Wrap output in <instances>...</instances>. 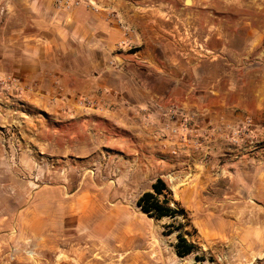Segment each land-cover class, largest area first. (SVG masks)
Segmentation results:
<instances>
[{
    "label": "rangeland",
    "instance_id": "obj_1",
    "mask_svg": "<svg viewBox=\"0 0 264 264\" xmlns=\"http://www.w3.org/2000/svg\"><path fill=\"white\" fill-rule=\"evenodd\" d=\"M131 2L158 10L168 25L164 43L179 58L187 48L193 69L198 66L180 84L162 59L163 73L152 78L162 95L143 117L158 125L150 137L159 139V156L151 162L150 146L133 144L135 156L142 154L134 161L103 138L90 153L80 151L86 134L105 136V128L92 113L55 110L71 98L39 96L43 107L19 95L0 99V264H264V0ZM55 3L63 11L99 10L92 0ZM108 17L123 31L121 47L138 57L130 45L137 28L120 12ZM173 88L174 101L166 94ZM84 99H76L77 108ZM165 106L182 120L160 109ZM68 137L75 139L70 148ZM132 162L139 167L134 176ZM157 179L189 222L156 220L137 207ZM52 186L65 199L77 194L79 210L72 218L61 211L44 244L26 243L25 209L36 192ZM179 234L195 246L187 258L175 252Z\"/></svg>",
    "mask_w": 264,
    "mask_h": 264
},
{
    "label": "crops",
    "instance_id": "obj_2",
    "mask_svg": "<svg viewBox=\"0 0 264 264\" xmlns=\"http://www.w3.org/2000/svg\"><path fill=\"white\" fill-rule=\"evenodd\" d=\"M92 2L99 10L86 5L63 11L57 8L55 0H0V99L19 95L42 106L36 99L39 96L71 98L57 104L55 110L76 115L92 113L90 118L102 117L105 128V136L86 134L85 148L80 151L90 153L103 138L115 152L125 150L131 160L140 161L142 154L135 156V152L138 145L146 143L153 162V156H159L155 149L160 143L150 135L158 130V125L145 121L143 112L145 107L152 112L162 94L152 78L163 73L159 70L162 59L169 62L180 84L188 83L198 66L193 69L187 48L186 56L179 58L178 49L164 43L168 25L159 20L158 10L138 9L131 0ZM110 11L120 12L137 28L139 37L130 45L137 49L138 57L128 54L130 48L121 47L123 31L115 20L109 19ZM166 94L172 101L178 95L175 88ZM79 97L94 100L98 110L77 108L75 102ZM160 109L169 112L166 106ZM74 140L68 137L65 145L70 148ZM133 144L137 145L135 149ZM89 145L93 148L88 149ZM133 162L127 166L133 168L132 176L139 171ZM78 210L77 194L65 199L64 191L56 186L36 192L24 213L29 232L25 242L36 240L44 244L45 232L53 219L61 211L72 218Z\"/></svg>",
    "mask_w": 264,
    "mask_h": 264
},
{
    "label": "trees",
    "instance_id": "obj_3",
    "mask_svg": "<svg viewBox=\"0 0 264 264\" xmlns=\"http://www.w3.org/2000/svg\"><path fill=\"white\" fill-rule=\"evenodd\" d=\"M137 207L150 218L162 220L164 218L176 219L182 217L189 222L188 213L174 200L173 193L162 179H157L151 191L144 193L137 201ZM174 226H167L172 229ZM183 227L182 224L179 228ZM174 232L168 231L165 235L171 236ZM195 251V246L189 243L182 235H178L175 252L180 258H187Z\"/></svg>",
    "mask_w": 264,
    "mask_h": 264
},
{
    "label": "bare ground",
    "instance_id": "obj_4",
    "mask_svg": "<svg viewBox=\"0 0 264 264\" xmlns=\"http://www.w3.org/2000/svg\"><path fill=\"white\" fill-rule=\"evenodd\" d=\"M189 2H190V0L187 2V4H189ZM79 106L80 107H82L83 109H90V108H94V106H95V102L94 101H92V100H90V99H84V100H81L80 102H79ZM168 115L170 116V117H172V118H178V120L177 121H181L182 120V116L180 115V114H175V112L172 110H169V112H168ZM171 118V119H172ZM169 120H170V118H169ZM177 134V133H176ZM173 136V135H172ZM178 136V135H177ZM176 136V137H177ZM175 137V136H174ZM38 181V180H37ZM95 195V194H94ZM86 198V197H85ZM83 202H84V200H83ZM84 203H86V205L88 204L87 202H84ZM85 206V205H84ZM87 207V206H86ZM86 209V208H85ZM86 211V210H85Z\"/></svg>",
    "mask_w": 264,
    "mask_h": 264
},
{
    "label": "water",
    "instance_id": "obj_5",
    "mask_svg": "<svg viewBox=\"0 0 264 264\" xmlns=\"http://www.w3.org/2000/svg\"><path fill=\"white\" fill-rule=\"evenodd\" d=\"M189 0H186V4H187V2H188ZM191 4V0H190V2H189V4L188 5H190Z\"/></svg>",
    "mask_w": 264,
    "mask_h": 264
}]
</instances>
